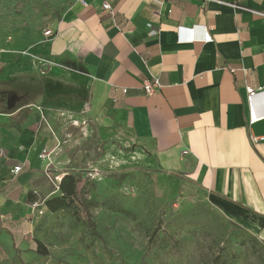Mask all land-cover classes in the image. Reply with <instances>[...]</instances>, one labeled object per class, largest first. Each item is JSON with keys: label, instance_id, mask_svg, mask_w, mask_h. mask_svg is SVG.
Here are the masks:
<instances>
[{"label": "crops", "instance_id": "0c3cea01", "mask_svg": "<svg viewBox=\"0 0 264 264\" xmlns=\"http://www.w3.org/2000/svg\"><path fill=\"white\" fill-rule=\"evenodd\" d=\"M179 27L191 30L180 39ZM206 28L212 41L186 40ZM47 29L34 51L59 65L28 75L64 81L78 72L90 82L89 113L78 121L90 117L84 131L102 149L100 169L144 166L185 179L264 243V120L249 125L246 103L247 86L264 88V0H71ZM155 78L162 87L148 95L143 82ZM1 100L0 119L13 124L0 126V238L21 240L35 227L25 221L33 204L57 193L48 180L67 172L39 157L45 145L57 149L47 119H27V106L4 113L13 102ZM255 107L264 114V92Z\"/></svg>", "mask_w": 264, "mask_h": 264}, {"label": "rangeland", "instance_id": "374dc122", "mask_svg": "<svg viewBox=\"0 0 264 264\" xmlns=\"http://www.w3.org/2000/svg\"><path fill=\"white\" fill-rule=\"evenodd\" d=\"M70 1L0 0V97L13 102L4 113L27 106V119H47L56 168L82 176L78 195L96 204L91 217L79 199L73 210L80 213L53 214L46 205L42 214L31 209L25 221L35 227L28 235L0 238V264H264V243L225 217L202 188L144 166L98 167L102 149L96 135L89 138L84 131L90 117L78 121L80 113H89L93 88L78 72L64 81L30 78L36 64L46 74L59 65L34 48ZM8 53L13 57L6 58ZM16 72L24 76L1 82ZM12 124L0 119L7 129ZM47 184L57 190L53 196L61 194L52 181Z\"/></svg>", "mask_w": 264, "mask_h": 264}, {"label": "built area", "instance_id": "2783aa9c", "mask_svg": "<svg viewBox=\"0 0 264 264\" xmlns=\"http://www.w3.org/2000/svg\"><path fill=\"white\" fill-rule=\"evenodd\" d=\"M166 0H162V3L165 2ZM237 7L241 8V9H245L248 10V7L245 6H241V5H236ZM103 8L105 10H108L109 12H113V8L112 5L109 2H105L103 4ZM171 11V10H170ZM190 28H183V27H179L177 32L180 35V39L181 36L183 34L184 31H189L190 32ZM44 34L46 36H50L53 34L51 29H46ZM183 40V39H182ZM189 40L191 42L197 41V40H201L203 42H210L212 41V35L209 31L208 28H206V30L203 31L202 36L198 37L196 36L195 33H193L192 35L190 34L189 37L186 39ZM162 87V84L160 82L159 79L155 78V79H146L143 82V89L146 92V94L148 95H152L154 94L156 91H158L160 88ZM125 93L127 92V89L123 90ZM264 92V88H254L253 86H247V98H246V103H247V108H248V124L249 125H253L259 121L264 120V114H259L257 112V109L255 107V97L257 94ZM255 141L258 140V137H254L253 138ZM55 148L54 147H49L48 145H45L40 154L39 157L41 160H43L44 162H46V167L47 169L51 168L53 166V154H54ZM23 167L21 165H17L13 168L12 172H14L15 174H18L20 172H22ZM65 174L63 175H57L53 178H50L51 181H53V183L57 186V188H59V184L63 178ZM33 208L34 209H38L39 214H42L44 212V209L39 207V205L37 203L33 204Z\"/></svg>", "mask_w": 264, "mask_h": 264}, {"label": "trees", "instance_id": "16d2710c", "mask_svg": "<svg viewBox=\"0 0 264 264\" xmlns=\"http://www.w3.org/2000/svg\"><path fill=\"white\" fill-rule=\"evenodd\" d=\"M83 180L84 178L82 176L67 172L59 184L61 194L51 196L44 202L48 211L53 214L61 212H68L70 214H75L76 212L80 213L81 209L79 208L73 210V205L75 204L76 200L79 199L81 201V205H79L80 208H83V211L86 213V215L91 217L90 209L96 204V202L89 198H81L77 192L78 185ZM28 200L31 202L35 201L33 192L29 193Z\"/></svg>", "mask_w": 264, "mask_h": 264}]
</instances>
